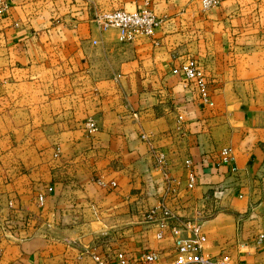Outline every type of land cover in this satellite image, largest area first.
I'll return each mask as SVG.
<instances>
[{
    "label": "crops",
    "instance_id": "crops-1",
    "mask_svg": "<svg viewBox=\"0 0 264 264\" xmlns=\"http://www.w3.org/2000/svg\"><path fill=\"white\" fill-rule=\"evenodd\" d=\"M3 1L0 264L167 250L162 209L201 225L203 254L264 264V0ZM142 7L160 21L151 38L92 23ZM187 58L208 102L172 72Z\"/></svg>",
    "mask_w": 264,
    "mask_h": 264
},
{
    "label": "built area",
    "instance_id": "built-area-1",
    "mask_svg": "<svg viewBox=\"0 0 264 264\" xmlns=\"http://www.w3.org/2000/svg\"><path fill=\"white\" fill-rule=\"evenodd\" d=\"M201 9L208 11L215 8L219 0H199ZM6 4L0 0V12ZM94 27L100 31L109 29L119 33L121 42H131L137 38H151L155 30L159 27L160 21L154 16L148 7H142L133 12H126L121 9L108 12H95L92 18ZM178 74L184 81L187 88L195 90L200 94V98L208 102L210 92L205 77L200 71L199 64L191 58H187L172 71ZM85 129L88 134L95 131L92 120L85 122ZM221 155H226L225 151ZM155 163L159 167L163 161L161 154H155ZM187 169L186 189L191 190L196 182V176L190 168L189 160L184 161ZM43 194L36 195L38 207L42 206ZM162 219L157 225L154 233V240L158 243L166 244L165 247L156 249L133 250L129 254L119 252L114 259L109 262L101 254L91 257L94 264H239L233 263L230 256L220 254L209 256L202 253V243L204 235L200 230V224L194 220H175L166 209L161 210Z\"/></svg>",
    "mask_w": 264,
    "mask_h": 264
},
{
    "label": "rangeland",
    "instance_id": "rangeland-1",
    "mask_svg": "<svg viewBox=\"0 0 264 264\" xmlns=\"http://www.w3.org/2000/svg\"><path fill=\"white\" fill-rule=\"evenodd\" d=\"M2 80H4V77L1 75V73H0V82H2ZM24 82H30L27 78H26V80L24 81ZM24 119H21L20 120V122L21 121H23ZM16 121V120H15ZM16 124H17V121H16ZM13 125H14V120L13 119H7L6 120V128L8 129L9 127L10 128H13Z\"/></svg>",
    "mask_w": 264,
    "mask_h": 264
}]
</instances>
